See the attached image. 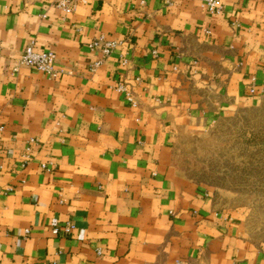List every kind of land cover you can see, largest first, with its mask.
<instances>
[{
  "label": "crops",
  "instance_id": "crops-1",
  "mask_svg": "<svg viewBox=\"0 0 264 264\" xmlns=\"http://www.w3.org/2000/svg\"><path fill=\"white\" fill-rule=\"evenodd\" d=\"M220 2L0 0V264H264L173 162L180 127L264 93V0ZM100 35L120 43L93 72ZM30 43L66 72L20 64Z\"/></svg>",
  "mask_w": 264,
  "mask_h": 264
},
{
  "label": "rangeland",
  "instance_id": "rangeland-1",
  "mask_svg": "<svg viewBox=\"0 0 264 264\" xmlns=\"http://www.w3.org/2000/svg\"><path fill=\"white\" fill-rule=\"evenodd\" d=\"M173 162L186 179L212 189L223 209L241 214L252 241L264 242V93L214 121L180 127Z\"/></svg>",
  "mask_w": 264,
  "mask_h": 264
},
{
  "label": "built area",
  "instance_id": "built-area-1",
  "mask_svg": "<svg viewBox=\"0 0 264 264\" xmlns=\"http://www.w3.org/2000/svg\"><path fill=\"white\" fill-rule=\"evenodd\" d=\"M207 8L212 13H221L223 11V5L220 0H204ZM56 4L65 9H73L75 7V0H56ZM120 41L117 39H110L106 38L103 35L96 37L89 43V47L92 50H98L99 56L90 63L89 70L96 71L106 60L107 58L113 53L115 48L119 45ZM56 61H57V53L52 50H37L34 48V44L30 43L25 48L24 52L22 53L21 57L19 58V63L22 65H26L29 67H34L39 70L45 71L52 77H57L59 72H66L63 69L56 68ZM15 70H18V67H15ZM72 71L69 70L68 73ZM123 88V87H121ZM251 91H254V88H251ZM128 99L134 104H137L135 97L132 92L127 91ZM3 127L0 126V131H3ZM31 143H36V138H30ZM1 151V149H0ZM26 164V161L22 163V166ZM42 166L44 168L50 169L48 167V163H43ZM2 168V165H0ZM75 228V224L72 221L67 222L63 229L66 233L71 232ZM60 230L59 227H53V232L58 233ZM29 232V229L26 230ZM50 264H59L56 261H52Z\"/></svg>",
  "mask_w": 264,
  "mask_h": 264
}]
</instances>
